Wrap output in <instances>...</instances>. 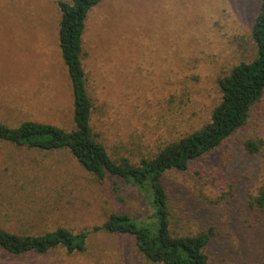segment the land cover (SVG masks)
<instances>
[{
    "label": "rangeland",
    "instance_id": "obj_1",
    "mask_svg": "<svg viewBox=\"0 0 264 264\" xmlns=\"http://www.w3.org/2000/svg\"><path fill=\"white\" fill-rule=\"evenodd\" d=\"M60 0H0V122L71 130L73 95L59 46ZM259 0H103L89 15L83 64L93 130L113 158L133 163L207 124L218 81L251 62ZM262 141L260 154L243 142ZM96 180L68 151L0 141V227L41 235L93 231L111 214H149L132 187ZM174 235L212 230L210 264H264V97L219 149L163 178ZM0 264H150L134 238L99 232L85 253L11 255Z\"/></svg>",
    "mask_w": 264,
    "mask_h": 264
},
{
    "label": "trees",
    "instance_id": "obj_2",
    "mask_svg": "<svg viewBox=\"0 0 264 264\" xmlns=\"http://www.w3.org/2000/svg\"><path fill=\"white\" fill-rule=\"evenodd\" d=\"M102 1L58 2L59 46L72 88L73 129L36 121H24L17 127L0 122V141L45 152L68 150L96 180L114 178L138 191L149 214L144 218L111 214L92 232L75 233L59 227L32 235L17 234L0 227V250L15 256L44 255L56 249H63L67 254L85 253L91 235L103 232L133 237L138 253L150 264H210L206 249L212 230L185 236L172 233L163 178L171 170H188L192 162L219 149L246 126L253 107L264 97V0H259L251 28V37L257 47L256 57L233 67L219 79L221 101L213 110L210 121L138 163L125 157L113 158L93 130L94 105L83 64V41L89 15ZM243 146L248 153L258 155L262 141L246 140ZM118 181L114 182L117 190L123 187ZM256 200L264 205V195Z\"/></svg>",
    "mask_w": 264,
    "mask_h": 264
}]
</instances>
